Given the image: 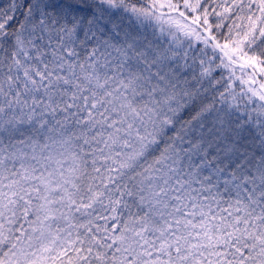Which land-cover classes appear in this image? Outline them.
<instances>
[{
	"label": "snow or ice",
	"instance_id": "snow-or-ice-1",
	"mask_svg": "<svg viewBox=\"0 0 264 264\" xmlns=\"http://www.w3.org/2000/svg\"><path fill=\"white\" fill-rule=\"evenodd\" d=\"M0 264H264V0H0Z\"/></svg>",
	"mask_w": 264,
	"mask_h": 264
}]
</instances>
